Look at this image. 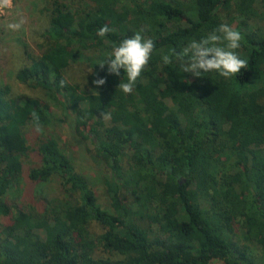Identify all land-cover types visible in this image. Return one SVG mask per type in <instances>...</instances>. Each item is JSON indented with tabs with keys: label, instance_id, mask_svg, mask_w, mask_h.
<instances>
[{
	"label": "trees",
	"instance_id": "1",
	"mask_svg": "<svg viewBox=\"0 0 264 264\" xmlns=\"http://www.w3.org/2000/svg\"><path fill=\"white\" fill-rule=\"evenodd\" d=\"M124 1L78 0L74 9V0H49L48 40L39 54L26 53L30 63L15 75L40 89L47 103L0 85V216L10 214L4 197L29 152L28 109L43 127L56 121L50 108L59 102L73 113L75 132L91 139L96 157L109 166L104 186L111 209H102L89 179L56 139H40L41 165L28 177L57 176L64 198L45 214L19 210L13 216L0 238V264H262L247 243L264 254V31L250 26L264 18V0H147L135 16L126 14ZM222 23L243 37L237 53L248 68L236 78L215 72L197 78L174 58L163 64L172 49ZM104 26L112 31L101 38L97 30ZM141 29L154 51L126 95L117 89L123 70L109 75L107 65L100 66ZM99 44L103 56L87 61L94 79L112 86L107 104L66 77L69 66ZM102 112L110 113V127H103ZM90 120L93 137L81 130ZM97 248L106 256H95Z\"/></svg>",
	"mask_w": 264,
	"mask_h": 264
},
{
	"label": "rangeland",
	"instance_id": "2",
	"mask_svg": "<svg viewBox=\"0 0 264 264\" xmlns=\"http://www.w3.org/2000/svg\"><path fill=\"white\" fill-rule=\"evenodd\" d=\"M145 1L147 0H125L123 3L125 5L124 11L128 10L129 12L126 14L129 13V15L135 16L141 3ZM72 4L75 9L78 0H74ZM254 7L260 9L257 3ZM21 20L24 23L19 31L9 29V24L18 23ZM250 26L252 29L258 27L264 31V18L260 22H250ZM48 27L49 0H10L8 7L0 9V85L10 86L13 94L38 98L42 104L47 103L43 92L40 89L35 90L18 83L15 75L20 68L30 63L27 52L34 55L40 53L38 46L48 40L45 36ZM104 49L105 46L99 44L93 47L94 52H84L81 61L69 66L66 77L69 83L76 84L85 93L100 95L103 103L107 104L114 94L112 86L105 83L99 91L93 84V80H95L92 75L93 68L87 61V59H91L94 63L98 62L97 58L103 56ZM59 103L58 106L52 105L50 108L51 114L56 119L53 124L41 126L43 128L42 132H37L31 122L25 128V138L29 152L26 157L22 158L21 176L13 183L4 197L5 203L11 211L8 215L0 216V238L3 237L4 229L11 224L13 216L19 210L34 215L45 214L64 198V191L57 176H52L44 182H34L28 177V173L32 168L41 165V159L37 151V144L40 139L46 140L47 143L52 138L56 139L64 157L70 159L76 170L89 179L102 209L106 211L111 209L110 199L104 186V180L110 176L109 166L102 157H96L91 139H84L75 132L73 113L68 109H64ZM28 111L31 114L34 109H28ZM92 123L90 120L81 128L82 132L90 137H93L89 134L90 129L93 128ZM102 123L104 128L111 126L109 120L102 119ZM92 228L97 234L102 232V229L95 223L92 224ZM247 246L250 247L256 261L264 264V254L260 247L255 243H247ZM94 255L106 256L100 248L94 251ZM212 264L223 263L214 261Z\"/></svg>",
	"mask_w": 264,
	"mask_h": 264
},
{
	"label": "clouds",
	"instance_id": "3",
	"mask_svg": "<svg viewBox=\"0 0 264 264\" xmlns=\"http://www.w3.org/2000/svg\"><path fill=\"white\" fill-rule=\"evenodd\" d=\"M10 0H0V9L8 7ZM24 21L9 24V29L19 31ZM112 29L108 26L97 30V36L103 38ZM143 29L135 33L130 38H124L118 46H115L109 58L100 67L107 65L109 75L120 76L123 70V78L118 88L124 94H131L137 87V81L142 72L146 69L154 51V41L144 37L141 33ZM243 37L241 33L227 23H222L203 38L192 40L180 50L172 49L170 54L162 57L164 65L173 63V58L183 68V73H190L192 76L200 78L205 73L215 72L225 79L236 78L241 70H247L248 61L241 58L237 50L241 46ZM126 77V81L124 78ZM105 78L93 80L96 87L103 86ZM64 86V81H61ZM102 119L109 120L110 113L102 112ZM32 123L37 132H42L40 117L36 111L31 113Z\"/></svg>",
	"mask_w": 264,
	"mask_h": 264
}]
</instances>
